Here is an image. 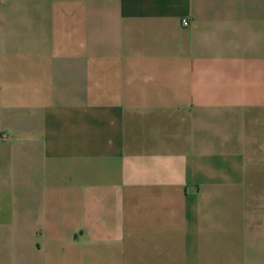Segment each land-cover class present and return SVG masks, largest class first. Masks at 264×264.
Instances as JSON below:
<instances>
[{"label": "crops", "instance_id": "obj_1", "mask_svg": "<svg viewBox=\"0 0 264 264\" xmlns=\"http://www.w3.org/2000/svg\"><path fill=\"white\" fill-rule=\"evenodd\" d=\"M0 264H264V0H0Z\"/></svg>", "mask_w": 264, "mask_h": 264}, {"label": "built area", "instance_id": "obj_2", "mask_svg": "<svg viewBox=\"0 0 264 264\" xmlns=\"http://www.w3.org/2000/svg\"><path fill=\"white\" fill-rule=\"evenodd\" d=\"M182 25L186 27V26L189 25V22H188L187 20H183V21H182Z\"/></svg>", "mask_w": 264, "mask_h": 264}]
</instances>
